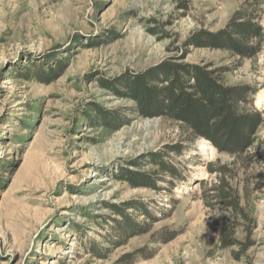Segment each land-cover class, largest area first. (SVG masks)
<instances>
[{
    "label": "rangeland",
    "instance_id": "rangeland-1",
    "mask_svg": "<svg viewBox=\"0 0 264 264\" xmlns=\"http://www.w3.org/2000/svg\"><path fill=\"white\" fill-rule=\"evenodd\" d=\"M236 14L253 57L190 45ZM169 61L254 91L247 153L140 114L121 82ZM0 264H264V0H0Z\"/></svg>",
    "mask_w": 264,
    "mask_h": 264
},
{
    "label": "trees",
    "instance_id": "trees-1",
    "mask_svg": "<svg viewBox=\"0 0 264 264\" xmlns=\"http://www.w3.org/2000/svg\"><path fill=\"white\" fill-rule=\"evenodd\" d=\"M261 40V26L251 16L236 14L226 29L195 35L190 45L227 50L248 58L256 54L254 43ZM224 72L212 64L169 61L124 79L121 85L142 116L176 121L194 137L207 140L219 153L241 156L254 146L262 119L259 113L245 109L254 91L245 85L228 86ZM212 191L226 210L242 214L240 196L229 184L224 182ZM219 235L224 248L235 245L233 224H220Z\"/></svg>",
    "mask_w": 264,
    "mask_h": 264
},
{
    "label": "bare ground",
    "instance_id": "bare-ground-1",
    "mask_svg": "<svg viewBox=\"0 0 264 264\" xmlns=\"http://www.w3.org/2000/svg\"><path fill=\"white\" fill-rule=\"evenodd\" d=\"M213 150V148H211Z\"/></svg>",
    "mask_w": 264,
    "mask_h": 264
}]
</instances>
